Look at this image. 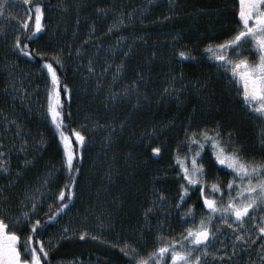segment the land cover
<instances>
[{
  "label": "trees",
  "instance_id": "16d2710c",
  "mask_svg": "<svg viewBox=\"0 0 264 264\" xmlns=\"http://www.w3.org/2000/svg\"><path fill=\"white\" fill-rule=\"evenodd\" d=\"M142 2L29 0L22 4L26 13L35 3L43 11L44 28L32 36L19 17L0 21V143L9 144V151L24 162L18 178H11L17 187L10 190L5 206H22L27 194L15 191L33 181H38L33 187L49 188L52 196L35 218L46 225L38 229L39 240L44 244L65 215L75 234L85 233L83 239L64 242L58 250L63 257L81 254L88 259L96 251L105 264H131L132 257L121 251L125 243L144 255L157 243L155 231L163 234L161 239L169 236L168 212L159 209L155 196L157 190L166 199L178 194L176 176L168 179L164 173L174 174L176 155L188 153L183 149L196 132L194 123H221L232 141L252 138L230 73L206 53L209 44L222 42L238 29L239 1ZM28 22L34 24L33 19ZM18 34L31 56L14 50ZM181 51L188 55L180 56ZM45 60L57 68L61 85H68L67 95L61 91L66 130L74 128L85 136L82 158L74 159L80 170L74 173L78 178L73 196L54 220H47L46 214L54 211L55 194L68 173L63 145L46 113L50 77ZM201 83L208 85L205 91ZM124 88L127 98L116 102ZM110 91L114 93L109 100ZM153 147L161 151L153 153ZM149 207L152 211L145 217ZM99 218H110L107 226L112 230L101 233L109 245L94 250L86 239ZM36 239L34 235L38 248Z\"/></svg>",
  "mask_w": 264,
  "mask_h": 264
},
{
  "label": "snow or ice",
  "instance_id": "6c2138e0",
  "mask_svg": "<svg viewBox=\"0 0 264 264\" xmlns=\"http://www.w3.org/2000/svg\"><path fill=\"white\" fill-rule=\"evenodd\" d=\"M28 2L29 0H24L25 4ZM33 9L34 24L29 25L28 20L33 19ZM27 15L28 19L22 20V25L28 35L39 33L44 28L42 5L35 3L32 8L28 9ZM238 18V29L222 42L209 44L206 53L210 58L219 62L218 67L231 74L230 82L237 85L236 91L242 98L243 104L251 109L252 113L261 121H264V0H239ZM14 43V50L28 56L32 55V52L27 51V43L22 44L19 34ZM179 55L183 57L188 54L181 51ZM249 55L252 56V59H249ZM55 64L62 67L59 58L55 59ZM43 67L46 68L50 77V84L46 90V113L50 116L51 124L54 125L59 141L63 145V163L65 171L68 173L64 185L55 194L58 203L54 211L50 210L51 214H46L47 220H54L58 213L66 209V202L73 196L72 189L78 178L74 173L80 170L74 164V159L82 158L79 149L85 144V136L74 128L66 130L61 91L63 90L67 95L68 85H61L57 68L52 62L45 60ZM261 133L264 135V129L261 130ZM199 135L203 140L196 138V132H192L187 137L189 144L186 147L188 153H191L190 155L186 153L181 157L177 154L175 157L178 166L176 175L180 177L176 207L180 208L190 190L196 187L202 200V207L206 208L207 212L196 222L192 206L187 205L182 215L190 218L184 221L189 226L179 234L180 238L164 236L161 239L163 234L158 233L156 245L144 255L138 253L134 246L125 243L121 251L126 256L132 257L131 264H208L206 257L208 255L216 256L215 252L209 253V247L214 244L217 233L220 231L218 224H212L214 217L220 224L227 225L229 228L234 224L238 229L234 234L233 254H235L237 241L243 242L241 247L252 242L245 239L243 225L247 221H251L257 226L256 235H259L260 239L264 241V235H260L264 234V215L260 216L261 223L256 224L257 209L264 205V160L242 158L238 147L231 142L226 144L220 137L219 131L213 130L209 133L201 129ZM72 137L76 141L75 147ZM208 142L211 143L215 160L220 165H225L232 170L234 178L228 180L223 186L215 182L209 184L203 179L206 175L204 164L198 160V157H201L204 144ZM24 143L26 144L27 141ZM193 145H195L194 150ZM151 150L153 153L161 151L159 147H153ZM2 155L3 153H0V156ZM0 170L8 171L4 161H0ZM44 183L47 184V180ZM206 186L209 189L207 192ZM157 193L158 198L166 202L164 193L159 190ZM33 208H35L34 203ZM151 211L152 209L149 207L145 211V217ZM22 215L27 217L28 213L24 212ZM193 224L195 226H192ZM44 227L46 225L42 224L40 219L29 218L27 234L21 241L20 235L16 231L8 230L4 219L0 218V264H50L47 260L48 251L38 238V229ZM64 232H67V228L64 229ZM34 235L37 236L35 245H38V248L34 246ZM251 235L249 234V236ZM84 236L85 233L81 232L80 238L83 239ZM261 254H264V244L261 245V252L258 255ZM228 259L230 260L231 256ZM213 264L216 262L213 261ZM219 264H225L223 257ZM262 264H264V256H262Z\"/></svg>",
  "mask_w": 264,
  "mask_h": 264
},
{
  "label": "flooded vegetation",
  "instance_id": "af4514ba",
  "mask_svg": "<svg viewBox=\"0 0 264 264\" xmlns=\"http://www.w3.org/2000/svg\"><path fill=\"white\" fill-rule=\"evenodd\" d=\"M249 59H252L251 55H249ZM215 62L216 65L219 64L218 61ZM237 96L239 101L238 106L240 107L244 118V125L246 124L249 128L252 138H250L249 136V139L245 141H232L233 137L230 135V133H223V126L221 125V123H215V121L209 120L203 121L200 124L194 123L195 131L197 132V135H199L201 129L208 131L209 133H211L213 130L219 131L220 137L223 138L226 144L231 142L238 147L240 153L242 154V158L254 159L256 161L264 160V135H262L261 133V130L264 129V121H261L257 116H255L252 113L251 109L247 108L243 104L242 98L238 94ZM217 125L219 126L218 128ZM198 137L201 136L199 135ZM194 149L195 145H193V150ZM183 151H188L187 147L184 148ZM201 157H198V160H200V162L204 164V171L206 173L203 179L206 180L209 184L215 182L220 183L223 186L228 180L234 178L231 169H228L225 165H220L215 160L210 142L204 144L203 150L201 151ZM173 166L175 168L174 174L169 173V171L167 170V172L164 173V176L168 179L171 178V175L176 176L177 178L175 177L174 179L177 180L176 185H174L175 187L178 186L180 177L176 175L178 171L177 164ZM207 191H209V189L206 186V192ZM176 200L177 195H172L170 196V199L167 198L166 202L163 204H165L164 209L167 210L168 220L170 221V226L168 228L169 236L179 239V234L189 226V224L185 223L184 221L190 218L182 215L187 205L192 206L196 222H198L201 216L207 212V209L202 207V200L199 196L198 188L196 187H193L190 190L188 195L185 197V202L180 208L176 207ZM262 209H264V205L257 209L256 224L261 223L260 216L264 215V210ZM212 224H218L220 231L217 233V239L215 240L214 244L209 247V253L215 252L216 256L208 255L206 257L208 264H213V261H215L216 264H219L221 257H223L225 264H262V256H264V254L258 255V253L261 252V245L264 244V241L260 239L259 235H256V233L258 232V228L255 224H253L251 221H247L243 225L245 239L251 240L252 242L241 247L240 245L243 244V242L237 241L235 254H233L232 245L234 234L238 231L236 226L233 224V226L229 228L227 225L220 224L216 217L213 218ZM192 226L195 225L193 224ZM158 233L160 232L155 231V234ZM249 234L252 235L249 236ZM229 256H231L230 260L228 259Z\"/></svg>",
  "mask_w": 264,
  "mask_h": 264
},
{
  "label": "rangeland",
  "instance_id": "374dc122",
  "mask_svg": "<svg viewBox=\"0 0 264 264\" xmlns=\"http://www.w3.org/2000/svg\"><path fill=\"white\" fill-rule=\"evenodd\" d=\"M154 2V0H143L142 4L148 3L151 5ZM24 3V0H0V21L6 20L8 18L13 17H19V21L22 22V20H25L28 16L26 11L24 10V6L22 4ZM34 21V18H33ZM232 32V31H231ZM202 84V89L205 91V84ZM208 86V85H207ZM199 87L195 86V89L197 91ZM208 89V87H207ZM209 90V89H208ZM120 94V99L118 101H122L121 99L127 98V92ZM111 94L108 96L109 100L112 99L113 91H110ZM121 93V92H119ZM173 93V92H172ZM175 93V91H174ZM124 97V98H122ZM115 99V96H114ZM123 101V102H124ZM9 145V144H8ZM7 144H1L0 143V153H3L2 156H0V161H4L6 163V166L8 167V171L4 172L0 170V218H3L5 223L9 225L8 230L16 231L18 235L23 239L24 235L26 234V230L28 228V222L29 218L34 220L37 217V212L40 208L43 207L44 203L48 202L52 196L50 192H48V189L45 188H36L33 187L35 184H37V180L33 181L32 184L29 187H26V189H16L15 193L20 195H25L24 203H22V206L16 209H11L8 206H5L6 202L8 201V194L11 189H14L16 184L13 183L12 177H17V175H20V168L24 165V162L19 161V157H17L16 154L9 151ZM36 188V189H35ZM25 190V191H24ZM24 191V192H23ZM156 202H159V209L162 210L165 207L164 201H158L159 198H157V195L155 196ZM114 200V199H113ZM115 201V200H114ZM118 204L122 203L121 201L116 200ZM115 202V205H116ZM33 203L35 204V208H33ZM121 204L119 206L118 212L120 211ZM27 212L28 216L25 217L22 215V213ZM20 218L19 220L17 218ZM110 218L108 219H98L96 226H93L92 232L90 233V236L88 234L86 242H91L94 245V250H96V246L99 248V246H108L109 244L104 242L102 240V234L106 233L107 231H111V226H107L109 224ZM67 216H61V218L55 222L54 229L50 232L49 239L45 240L44 246L46 250L48 251V257L51 259V264H105L101 262L103 259H100V255H98L95 252L93 254H90L88 259H84V257L78 256L75 258L71 257H63L61 254H59L58 250L62 247L63 244L67 243L69 240L75 241L76 238H78L79 231L75 234L74 230H71L69 228V225H67L68 222ZM108 223V224H107ZM148 223V222H147ZM149 225V224H148ZM147 227V225H145ZM152 227V229H154ZM67 228V232H64V229ZM152 229L149 228V230L152 231ZM149 233H151L149 231ZM63 234V235H62ZM106 234H109L108 232ZM67 241V242H66ZM157 241V240H156ZM65 242V243H64ZM120 244V243H118ZM122 245V243H121ZM110 247L115 248V244L111 245ZM97 248V249H98Z\"/></svg>",
  "mask_w": 264,
  "mask_h": 264
}]
</instances>
